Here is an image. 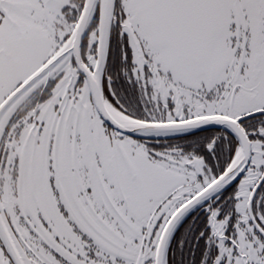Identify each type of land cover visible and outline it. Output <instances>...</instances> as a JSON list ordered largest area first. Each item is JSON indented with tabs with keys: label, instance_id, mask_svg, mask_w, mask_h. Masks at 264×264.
I'll use <instances>...</instances> for the list:
<instances>
[{
	"label": "snow or ice",
	"instance_id": "obj_1",
	"mask_svg": "<svg viewBox=\"0 0 264 264\" xmlns=\"http://www.w3.org/2000/svg\"><path fill=\"white\" fill-rule=\"evenodd\" d=\"M0 264H264V0H0Z\"/></svg>",
	"mask_w": 264,
	"mask_h": 264
}]
</instances>
